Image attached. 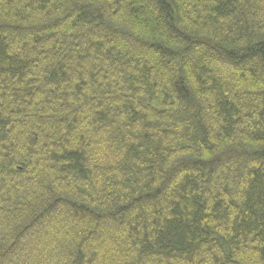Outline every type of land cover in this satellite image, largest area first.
I'll return each mask as SVG.
<instances>
[{
  "label": "trees",
  "instance_id": "trees-1",
  "mask_svg": "<svg viewBox=\"0 0 264 264\" xmlns=\"http://www.w3.org/2000/svg\"><path fill=\"white\" fill-rule=\"evenodd\" d=\"M0 228V264H264V0H0Z\"/></svg>",
  "mask_w": 264,
  "mask_h": 264
},
{
  "label": "rangeland",
  "instance_id": "rangeland-1",
  "mask_svg": "<svg viewBox=\"0 0 264 264\" xmlns=\"http://www.w3.org/2000/svg\"><path fill=\"white\" fill-rule=\"evenodd\" d=\"M4 230V229H3ZM2 228H0V234H1ZM52 241L47 239L44 243H39L38 245H35L34 248L29 247V251H26L21 253L19 258L17 260H13V263L15 264H47L46 262V256L42 253V251L46 250L48 244H50ZM53 246V245H52ZM47 252H51L46 250ZM50 264V262H49Z\"/></svg>",
  "mask_w": 264,
  "mask_h": 264
}]
</instances>
